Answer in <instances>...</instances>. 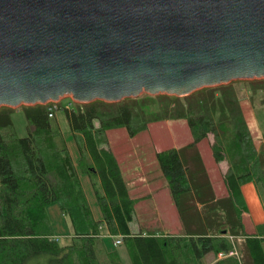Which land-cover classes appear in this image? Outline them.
I'll list each match as a JSON object with an SVG mask.
<instances>
[{
    "label": "trees",
    "instance_id": "1",
    "mask_svg": "<svg viewBox=\"0 0 264 264\" xmlns=\"http://www.w3.org/2000/svg\"><path fill=\"white\" fill-rule=\"evenodd\" d=\"M251 82L259 84L253 94L264 84V80ZM232 83L199 90L183 97L184 103L175 96L143 94L117 103L78 104L68 99L71 107L63 105V101L22 106L27 122L24 138L18 137L14 128L15 109L1 107L0 264H125L121 258L123 250L131 264H203L206 255L234 253L225 236L194 238L186 234L134 233L131 224L136 203L127 188L121 164L108 148L107 136L109 131L125 129L133 138L147 131L151 121L164 119L187 122L194 140L189 147L211 135L212 156L217 164L228 165L225 186L241 217L247 210L241 188L254 183L264 189V170ZM155 99L164 100L166 106L151 114L148 101ZM59 112L76 142L77 165L63 140L56 119ZM156 160L179 205L181 198L191 193L188 170L179 152L175 149L157 152ZM79 174L90 180L101 220L93 217ZM52 205L71 224L67 244H61L55 235L48 214ZM118 237L122 242L115 246ZM244 237L252 264H264V224ZM230 260L226 257L216 264Z\"/></svg>",
    "mask_w": 264,
    "mask_h": 264
},
{
    "label": "water",
    "instance_id": "2",
    "mask_svg": "<svg viewBox=\"0 0 264 264\" xmlns=\"http://www.w3.org/2000/svg\"><path fill=\"white\" fill-rule=\"evenodd\" d=\"M264 80V0H0V108Z\"/></svg>",
    "mask_w": 264,
    "mask_h": 264
},
{
    "label": "rangeland",
    "instance_id": "3",
    "mask_svg": "<svg viewBox=\"0 0 264 264\" xmlns=\"http://www.w3.org/2000/svg\"><path fill=\"white\" fill-rule=\"evenodd\" d=\"M232 87L240 100L243 115L258 148L260 162L264 170V84L261 86V90L255 94L252 92L259 87V84H254L251 81H234ZM68 99H62V104L69 105ZM70 100L72 101V99ZM162 101L164 100L148 101L150 105L148 112L156 114L163 106H166ZM182 102L184 103L183 99ZM21 107L15 109L12 121L17 136L24 138L27 135V122ZM69 107L71 106L69 105ZM56 119L63 133V140L68 152L69 148L74 146L77 148L64 115L59 112ZM107 136L108 148L112 150L121 164V168L127 176V184L132 194L130 195L136 203L134 221L138 223L144 221L145 231L148 233L186 234L187 236L194 232H200L206 237L225 236L232 243L233 256L238 262L234 259L224 264H252L245 246L244 235H250L248 233L252 232L256 223L261 220L259 214L264 213V189L259 184H255L256 186L251 183L246 184L248 186L243 190V199L246 201L249 214L245 218L243 215L239 217L235 211V203L228 196L225 186L224 175L228 165L226 162L221 165L215 162L211 151L213 142L211 135L196 146L189 147L194 140L187 122L164 119L151 121L147 131L133 138L125 129L109 131ZM170 149L179 152L184 165L187 166V176L194 189V192L186 195V198L182 197L184 200L181 198L179 205H176L168 182L162 175L156 160L157 152ZM197 150L198 152L200 150V156ZM78 160L74 163L75 165ZM152 193L156 199L153 198ZM168 206L172 207L174 212ZM180 208L187 209L184 213L185 218L180 217L177 210ZM173 213L176 216H173ZM48 214L57 239L61 244H67L72 234L69 219L60 212L56 205L49 207ZM132 227L136 226L132 224ZM225 257V254L222 256L209 254L208 263L210 264L213 259L222 260ZM126 258L128 259V257Z\"/></svg>",
    "mask_w": 264,
    "mask_h": 264
},
{
    "label": "crops",
    "instance_id": "4",
    "mask_svg": "<svg viewBox=\"0 0 264 264\" xmlns=\"http://www.w3.org/2000/svg\"><path fill=\"white\" fill-rule=\"evenodd\" d=\"M69 152H70V155H71V158H72V160H73V162L75 163L78 159H79V152H78V149L74 146L73 148H69ZM197 153L199 154V156H200V150H199V152H198V150H197ZM198 156V155H197ZM182 159V158H181ZM182 162H183V160H182ZM221 164H224V162H222V163H220V165ZM183 165H184V162H183ZM184 167L187 169V166H185L184 165ZM123 177H124V180H125V182H126V185H127V188H128V190H129V193L131 194V190L129 189V186H128V184H127V179H126V175L124 174V172H123ZM79 178H80V181H81V184H82V188H83V190H84V192H85V195H86V198H87V201H88V203H89V206H90V209H91V212H92V214H93V217L95 218V220H101L102 219V214H101V211H100V209H99V206H98V203H97V201H96V198H95V195H94V192H93V189H92V185H91V183H90V180H89V178L85 175V174H79ZM83 178H85V180H83ZM251 184H254V183H251ZM249 185V184H248ZM248 185H244V186H242V188H241V192H242V196H243V190H244V188L246 187V186H248ZM255 185V184H254ZM256 186V185H255ZM159 192V191H158ZM191 192H194V189L191 187ZM151 193V192H150ZM149 193V194H150ZM171 193V192H170ZM153 194V193H152ZM132 195V194H131ZM244 197V196H243ZM153 198L154 199H156L155 198V195L153 194ZM168 198V197H167ZM183 198H186V196L185 197H183ZM182 198V199H183ZM137 199H139V198H137ZM184 200V199H183ZM244 200V199H243ZM246 201H244V203H245ZM245 205H247L246 203H245ZM262 206V205H261ZM169 208H171V210H172V212H174V210L172 209V207H170V206H168ZM200 208H202V206H199ZM246 208H247V206H246ZM178 210V213H179V215H180V217L181 218H185L184 216H185V210H187V209H184V208H180V210L179 209H177ZM262 210H263V207H262ZM264 212V211H263ZM247 214H249V211L248 210H246V213H244L243 214V218H245V216H247ZM260 215V221H261V223H260V221L258 222V223H256V225L254 226V228H253V230H252V232H250V233H248V234H254L255 233V230H256V227L257 226H259V225H263L264 224V213L263 214H259ZM173 216H176V214L175 213H173ZM263 219V220H262ZM201 220V219H200ZM263 222V223H262ZM132 224L133 225H135L136 227L134 228V227H132ZM131 224V229H132V231L134 232V233H142L144 236L145 235H147L148 234V232L147 231H145L144 229H145V222L144 221H141L140 223H138V222H135V221H133V223ZM156 235H163V236H168V235H173V236H180V235H178V234H172V233H169V232H165V233H155ZM188 236H190V237H194V238H198V237H204L202 234H200V232H194L193 234H190V235H188ZM109 239L107 238V241H108ZM208 256L209 255H206V256H204L203 257V259H202V262H203V264H209L208 263ZM232 255H229V256H226L227 258H230L231 260H233V258L234 257H231ZM126 257H128V259L126 258ZM225 257V258H226ZM121 258H122V260H123V262L125 263V264H131V262H130V258H129V256H128V253L125 251V250H123V251H121ZM219 260H214L213 259V261L212 262H210V264H216L217 262H218ZM196 264H198V263H196Z\"/></svg>",
    "mask_w": 264,
    "mask_h": 264
},
{
    "label": "built area",
    "instance_id": "5",
    "mask_svg": "<svg viewBox=\"0 0 264 264\" xmlns=\"http://www.w3.org/2000/svg\"><path fill=\"white\" fill-rule=\"evenodd\" d=\"M52 111L53 110H50L49 118L53 117V112ZM121 242H122V238L118 237V238L115 239L114 245L115 246H120ZM231 255H233V253H231ZM220 256H222V254H220Z\"/></svg>",
    "mask_w": 264,
    "mask_h": 264
}]
</instances>
